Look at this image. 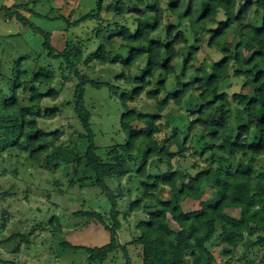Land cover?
Instances as JSON below:
<instances>
[{"label":"trees","instance_id":"16d2710c","mask_svg":"<svg viewBox=\"0 0 264 264\" xmlns=\"http://www.w3.org/2000/svg\"><path fill=\"white\" fill-rule=\"evenodd\" d=\"M164 2L97 0L96 10L67 22L70 26L89 18L107 22L101 11L111 12L110 28L119 41L116 48L122 50L113 52L110 37L96 31L99 45L94 62H119L128 71L123 88L78 71L82 51L77 44L86 46L90 41H67L57 51L49 33L35 29L44 37L48 59L58 63L30 69L14 61L0 90V157L8 153L48 170L73 165L69 185L99 188L107 208L81 207L73 215L96 219L106 241L60 242L64 248L84 250L87 264L102 263L119 250L125 264H131L129 245L138 249L141 264H254L264 247V0H166L165 7ZM0 6L9 18L28 22L14 9L20 4ZM202 48L218 57H199ZM140 63L139 74L132 76L130 70ZM55 65L66 71L60 72V88L71 74L78 79L71 103L86 133L70 136L68 142L59 130L48 132L37 122L57 115L56 110L40 112L41 100H55L59 94ZM230 74L243 81L231 98L220 91ZM87 85L106 86L115 93L121 89L115 96L122 107L115 131L119 137L102 152L90 127ZM141 94L151 101L154 112L128 106ZM169 105L177 109L162 120ZM161 127L170 129L163 140L158 139ZM186 134L188 140L181 137ZM171 145L177 151H169ZM176 155L190 163L188 170L173 167L171 159ZM8 193L2 191L0 196ZM24 198L27 202L28 196ZM80 198L82 205L95 202ZM186 199L199 201L202 207L184 211L181 203ZM229 210H237L238 218ZM5 217L2 211L1 220ZM5 225L0 223L1 228ZM44 225L38 222L41 231L49 230L53 236L62 233L60 214L49 219V227ZM124 230L131 238L122 243ZM29 236L19 229L0 243L18 238L30 242ZM213 240L221 244L219 263L208 247Z\"/></svg>","mask_w":264,"mask_h":264},{"label":"rangeland","instance_id":"374dc122","mask_svg":"<svg viewBox=\"0 0 264 264\" xmlns=\"http://www.w3.org/2000/svg\"><path fill=\"white\" fill-rule=\"evenodd\" d=\"M81 1L84 4L86 0ZM163 1H165L163 3L165 7L166 0ZM10 2H21V4H24L19 14L24 16L28 22L22 23L15 16L10 19L6 15V9L0 8V90L6 86L5 80L9 76L8 73L12 69L14 61L22 68L30 69L38 64L43 65L51 61L54 64L58 63H56L55 58L48 59L42 45L44 37L35 29L49 33L50 43L57 51H61L67 41L77 44L79 39L83 41L87 39L90 41L89 45L77 44L82 51V61L77 65L78 71L91 79L108 82L115 86L118 85L120 88L126 87L123 81L128 71L122 70L119 62L114 65H99L94 62L96 48L99 45L98 37H95L96 31H99V35L110 37V42L114 45L113 52L118 51V49L122 50L121 48H116L119 41L116 34L114 35L113 28H110V21H112L110 20L111 12L101 11V15L109 19L106 20L107 22L98 23L97 20L89 18L78 25L70 26L67 23L68 17H57L58 12H60L58 11L60 2L57 0H55V5L54 1L51 0H0V5H9ZM90 2H92L91 9L95 8L96 1L90 0ZM83 8L86 7L84 5L80 6L77 15L74 17L75 20L91 10L90 8ZM168 19L172 20V17ZM115 20L121 23L119 17H116ZM251 49L252 47H247V50ZM199 57L212 59L217 58L218 55L210 49L202 48L200 49ZM44 58L50 61L44 60ZM53 68L55 69L56 65ZM141 68L142 63L138 67H133L130 70L131 75H138ZM62 70L66 72L64 69L56 68L55 88L59 91L58 97L55 100L44 98L40 103L41 113L56 110L57 115L52 119L38 118L37 122L39 127L48 129V132L59 130L62 133V138L68 142L67 139L70 136L74 137L80 133L85 134L86 131L79 123L71 103L74 87L78 79L71 74L64 80V84L60 88V84L57 81L62 78L60 74ZM242 82V80L231 75L221 85L220 91L228 93L229 98H231L233 93L240 90ZM116 91L117 93H115L114 89L106 86L96 89L88 85L85 90V101L91 113L90 127L94 133V142L100 152L119 137L115 131L119 129V117L122 107L115 96L121 94V89H116ZM150 105H152L151 101L147 100L144 94L128 103L131 108L154 112L153 105L152 109ZM185 108L188 109V106ZM176 109L169 105L162 114V120H165L166 114H171V110L176 111ZM191 113V111L187 113L189 121ZM169 130L161 127L158 139L163 140L166 138L170 133ZM181 137L188 140L189 135L187 136L186 134V137L185 135ZM83 141L85 142L84 139ZM72 145L73 143H70L69 148ZM168 149L171 152L177 151L175 145H171ZM171 164L181 172L188 170L190 165L188 162L180 161L177 155L171 159ZM73 168V165H65L48 170L34 167L29 161L24 159L17 160L8 153H4L0 157V193L2 191L9 192L7 195L0 196V214L3 211L7 217H5L6 221L0 218V223L5 222L6 224L4 228L0 227V239H5L19 229L26 237L30 234V242L23 241L21 237L22 240L18 238L9 243H0L1 260L13 261L15 264H87V254L84 250L64 248L60 246V242L68 241L76 245H88L94 240L99 243L106 241V232L96 219L82 218V220L80 217L73 215L81 207L86 208L88 206L91 209H99L100 211L107 208L99 188L91 185L81 187L77 183L69 185V177L74 173ZM109 184L111 187L115 186L112 181ZM165 194L163 192V195ZM25 195L28 196L27 202L24 198ZM80 197L87 199L86 201L91 199L95 200V202H88V204L82 205V198ZM181 204L184 211H192L202 207L199 201L191 199H186ZM228 213L238 218L237 210H229ZM57 214H60L62 233L53 236L49 230L41 231L38 227V222L43 221L45 223L44 226L49 227V219ZM102 214L106 216L105 211H102ZM13 223H15V227L12 226ZM130 238L131 235L127 230L120 234L122 243ZM208 247L215 256L216 262L219 263L221 261V244L219 241L213 240L208 244ZM137 251V248L129 245L128 252L131 264H141ZM240 251L242 250H237V253ZM263 252L264 247L257 253L254 264H264ZM261 259L263 261L260 263L259 260ZM1 260L0 264H4ZM125 261L123 252L119 250L111 254L102 263L94 264H125ZM233 264H240V262H234Z\"/></svg>","mask_w":264,"mask_h":264},{"label":"crops","instance_id":"0c3cea01","mask_svg":"<svg viewBox=\"0 0 264 264\" xmlns=\"http://www.w3.org/2000/svg\"><path fill=\"white\" fill-rule=\"evenodd\" d=\"M51 1H54V5H55V0H51ZM58 2H60V8L58 11V15L57 17H61V16H65V17H68V21L69 22H72L74 19V17L77 15V12L80 8V6L84 5V7L86 8H83V9H91V5H92V2H90V0H86L84 2V4H82V1L81 0H57ZM97 0H93V2H95ZM14 4H20L21 6L24 5V4H21L20 3H15V2H10L9 5H5V6H11V5H14ZM1 5H4V4H1ZM19 6V7H14V9L18 12H21V9L22 7ZM56 8V7H55ZM11 19V18H10Z\"/></svg>","mask_w":264,"mask_h":264}]
</instances>
